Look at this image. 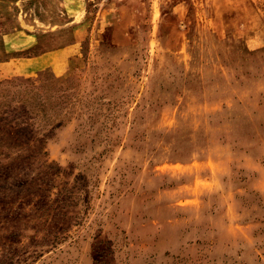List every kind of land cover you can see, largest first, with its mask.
Listing matches in <instances>:
<instances>
[{
	"label": "rangeland",
	"instance_id": "rangeland-1",
	"mask_svg": "<svg viewBox=\"0 0 264 264\" xmlns=\"http://www.w3.org/2000/svg\"><path fill=\"white\" fill-rule=\"evenodd\" d=\"M0 264H264V0H0Z\"/></svg>",
	"mask_w": 264,
	"mask_h": 264
}]
</instances>
